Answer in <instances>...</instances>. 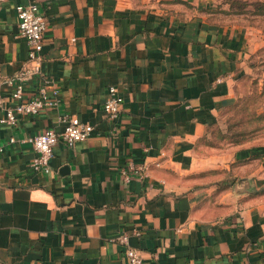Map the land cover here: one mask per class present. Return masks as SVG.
Returning <instances> with one entry per match:
<instances>
[{"label": "crops", "instance_id": "obj_1", "mask_svg": "<svg viewBox=\"0 0 264 264\" xmlns=\"http://www.w3.org/2000/svg\"><path fill=\"white\" fill-rule=\"evenodd\" d=\"M29 3L47 30L40 74L27 78L15 6ZM192 9L170 0L0 4L6 105L16 103L18 78L26 97L43 84L58 91L56 107L16 126L0 123V264H124L126 247L146 264H264V207L219 191L218 181L237 173L220 155L200 153L209 125L234 101L243 38ZM110 86L123 98L115 122L102 110ZM71 117L90 124V136L72 148L59 140L50 172H31L35 153L21 141L61 132ZM251 155L264 166V150ZM129 161L147 171L127 185L120 172ZM258 172L241 178L259 187Z\"/></svg>", "mask_w": 264, "mask_h": 264}, {"label": "rangeland", "instance_id": "obj_2", "mask_svg": "<svg viewBox=\"0 0 264 264\" xmlns=\"http://www.w3.org/2000/svg\"><path fill=\"white\" fill-rule=\"evenodd\" d=\"M145 1L161 3L163 0ZM170 1L184 2L188 9L193 8L211 23L241 32L244 57L234 101L212 123L201 142L200 153L220 155L221 164L237 173L232 181L227 177L218 181L219 191L233 190L236 197L257 200V205L264 207V184L257 187L248 178H241L248 170L254 173L261 167L263 171L258 173L264 178L263 156H248L251 151L264 150V0ZM243 152H247V157L239 159ZM227 167L218 172L227 171ZM240 180L243 182L237 186Z\"/></svg>", "mask_w": 264, "mask_h": 264}, {"label": "built area", "instance_id": "obj_3", "mask_svg": "<svg viewBox=\"0 0 264 264\" xmlns=\"http://www.w3.org/2000/svg\"><path fill=\"white\" fill-rule=\"evenodd\" d=\"M7 0H0V4ZM15 11L17 15V35L24 38L27 51V64L24 76L30 78L40 74L41 57L40 51L43 46L44 35L47 30V21L45 15L39 11L35 3L27 5H16ZM23 78V77H22ZM22 78H18L14 85V90L10 94V98L16 103L13 106H7L3 97L0 95V110L3 112L0 118V123L7 126H16L19 119L23 117H37L43 111L51 109L58 104V91L52 89L48 92L45 84L40 85L36 91L30 96H24ZM123 105V98L113 86L107 88L105 93V100L102 105V110L107 119L115 122L121 112ZM65 123L61 132H56L47 129L42 133L29 136L23 142L31 145L35 156L32 159L29 167L31 172L35 174H48L50 172V160L53 156V147L61 140L68 148H72L76 143L87 139L93 127L90 124L83 123L79 119L71 117L63 120ZM9 144L15 143V139L10 137ZM2 148H0V152ZM147 166L140 164L136 166L132 161H129L123 169L121 175L123 182L130 184L133 179L143 180ZM127 234L121 235L118 242L122 245H127ZM124 264H146L140 253L135 249L126 247L124 249Z\"/></svg>", "mask_w": 264, "mask_h": 264}, {"label": "trees", "instance_id": "obj_4", "mask_svg": "<svg viewBox=\"0 0 264 264\" xmlns=\"http://www.w3.org/2000/svg\"><path fill=\"white\" fill-rule=\"evenodd\" d=\"M176 2H180V1H176ZM211 126H212V124L209 125L208 131H209V129H211ZM208 131H207V133H208ZM207 133H206V134H207ZM205 136H206V135H205ZM202 141H203V139H202Z\"/></svg>", "mask_w": 264, "mask_h": 264}, {"label": "water", "instance_id": "obj_5", "mask_svg": "<svg viewBox=\"0 0 264 264\" xmlns=\"http://www.w3.org/2000/svg\"><path fill=\"white\" fill-rule=\"evenodd\" d=\"M243 181L242 180H240L238 183H237V186H239L240 185V183H242Z\"/></svg>", "mask_w": 264, "mask_h": 264}]
</instances>
